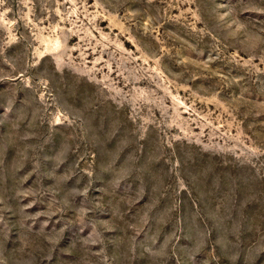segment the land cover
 I'll list each match as a JSON object with an SVG mask.
<instances>
[{"label":"rangeland","instance_id":"obj_1","mask_svg":"<svg viewBox=\"0 0 264 264\" xmlns=\"http://www.w3.org/2000/svg\"><path fill=\"white\" fill-rule=\"evenodd\" d=\"M0 264H264V0H0Z\"/></svg>","mask_w":264,"mask_h":264}]
</instances>
